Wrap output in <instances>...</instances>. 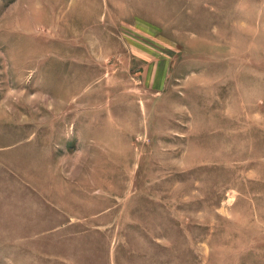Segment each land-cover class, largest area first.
<instances>
[{
  "label": "rangeland",
  "instance_id": "1",
  "mask_svg": "<svg viewBox=\"0 0 264 264\" xmlns=\"http://www.w3.org/2000/svg\"><path fill=\"white\" fill-rule=\"evenodd\" d=\"M0 264H264V0H0Z\"/></svg>",
  "mask_w": 264,
  "mask_h": 264
}]
</instances>
